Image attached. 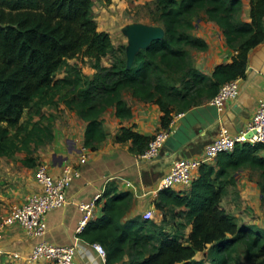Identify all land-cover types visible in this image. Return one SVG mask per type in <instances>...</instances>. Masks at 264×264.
<instances>
[{"label":"trees","instance_id":"trees-1","mask_svg":"<svg viewBox=\"0 0 264 264\" xmlns=\"http://www.w3.org/2000/svg\"><path fill=\"white\" fill-rule=\"evenodd\" d=\"M156 2L155 20L166 37L142 50L128 69L126 46L117 48L111 35L98 29L93 0H0V159L25 152L22 164L36 167L32 154L55 137L54 117L44 124L41 108L59 100L88 122L85 144L93 147L109 134L100 119L109 107L115 106L120 118L131 117L125 91L157 104L167 129L174 115L209 101L226 82L246 76L250 52L264 42V0H251L250 21L243 19L242 0ZM202 13L218 24L236 52L210 76L195 67L192 56L194 50L208 49V43L193 33ZM109 55L114 57L112 64L102 66ZM80 56L93 59L100 69L91 82L83 81L79 70L57 77L66 66L73 70L69 60ZM33 109L40 119L22 121ZM153 137L122 128L116 140L131 141L132 151L140 155ZM263 148L264 144H239L218 157L217 167L202 164L186 192L160 191L157 209L166 213L167 207L185 208L181 228L192 227L188 237L148 219L124 222L130 194L117 191L108 199L104 215L88 222L81 235L105 247L107 264H206L207 259L209 264H235L240 245L249 255L264 257V229L240 224L222 206L241 169L258 172L264 201V157L259 154ZM198 252L206 253V259L197 260Z\"/></svg>","mask_w":264,"mask_h":264},{"label":"crops","instance_id":"crops-1","mask_svg":"<svg viewBox=\"0 0 264 264\" xmlns=\"http://www.w3.org/2000/svg\"><path fill=\"white\" fill-rule=\"evenodd\" d=\"M242 1L246 21H250L251 0ZM193 33L208 43L207 50L192 51L193 62L198 70L210 76L218 65L232 61L236 52L228 46L223 30L216 22L208 18L199 19ZM240 84V95L235 100L228 101L222 112L206 101L174 115V123L170 126L171 134L161 153L153 159L141 158L132 151L131 141L119 142L116 136L122 128L153 136L163 129V112L157 104L147 103L133 96H124L131 108V117L120 118L117 116L116 107H109L100 118L109 134L95 146H86L88 122L75 113L67 117L63 127L60 124L56 126L50 147L51 153L39 158L36 155V167L28 168L19 162L21 168L10 158L1 160L0 199L4 207L0 209L2 218L7 217L14 207L22 205L29 195L41 190L35 177L40 164H46L55 176H61L67 167L77 171L78 176L73 177L71 185L67 188L69 203L49 212L48 228L42 237L27 236L19 224L4 226L0 238V264H55L45 260H28L34 244L42 241L75 245L78 264H107L106 259L102 258L94 247L95 243L85 239L81 235L82 232L77 231L85 215L78 203L91 202L99 193L102 197L96 202V217L93 220L104 215L108 199L117 191L130 194V205L124 222L132 219L145 220L146 215L151 214L148 220L161 224L165 212L157 209L155 203L160 196V181L169 173L173 162L180 159L204 160L206 146L217 138L222 127L238 135L247 128L256 113L260 100L264 98V42L250 52L246 76L241 79ZM84 148L86 151H83ZM259 154L264 157V148ZM83 155L86 156L85 162L82 161ZM217 160L218 158L207 164L217 167ZM252 172L250 169L238 171L235 174V185L228 186V194L223 198L222 206L234 216L236 215L225 207L224 199H232V196L238 194L244 201L263 199L258 184L259 177L256 172ZM199 175L200 169L196 179ZM252 175H255L254 182L250 180ZM190 188L176 186L172 190L175 193H184ZM110 190L112 193L108 195ZM173 208L167 207L166 210ZM178 208L185 210L184 207ZM3 210H9L8 214L4 215ZM191 228L189 226L187 229V237ZM199 253L201 252L197 255ZM125 259L127 261L128 257Z\"/></svg>","mask_w":264,"mask_h":264},{"label":"built area","instance_id":"built-area-1","mask_svg":"<svg viewBox=\"0 0 264 264\" xmlns=\"http://www.w3.org/2000/svg\"><path fill=\"white\" fill-rule=\"evenodd\" d=\"M241 79H234L221 86L218 94L209 100V104L222 112L226 103L235 100L240 95ZM174 120L167 129H161L154 134L141 158L153 159L157 157L168 137ZM251 134L250 136H248ZM250 143L251 145L264 144V98L260 100L256 113L248 124L247 128L238 135L232 134L227 128L222 127L217 138L205 148V159H180L173 162L172 168L160 181L159 191L174 188L176 186L191 187L201 165L217 159L221 154L232 153L239 144ZM83 151H86L84 148ZM83 155L82 161L85 162ZM74 176L78 172L67 167L61 176H55L50 172L46 164H40L35 172L36 181L41 186L39 192L29 195L25 202L14 207L11 213L0 221V238L4 226L19 224L31 238L42 237L48 228V214L55 208L62 207L69 203L67 188L71 185ZM102 197L99 193L91 202H79L78 207L85 213L80 221L77 231L80 233L87 226L88 222L96 217V202ZM151 214L146 215L147 219ZM94 247L106 259L107 253L101 243H95ZM75 245L54 244L47 241L34 244L28 260L30 262L49 261L55 264H78L76 260Z\"/></svg>","mask_w":264,"mask_h":264},{"label":"rangeland","instance_id":"rangeland-1","mask_svg":"<svg viewBox=\"0 0 264 264\" xmlns=\"http://www.w3.org/2000/svg\"><path fill=\"white\" fill-rule=\"evenodd\" d=\"M94 2V11L93 15L95 21L97 22L98 29L107 31L113 40L114 45L117 48L123 47L127 45V38L122 33V27L131 22H143L151 25H159L156 20L157 14V2L156 0H93ZM243 19L246 21V17L243 11ZM200 19H207V16L202 13ZM197 22V21H196ZM194 31V30H193ZM198 31V30H197ZM114 60L112 55L104 57L102 59V66L109 67ZM69 64L73 68L70 70L69 67H64L59 73L58 78H64L67 75H73L75 70H79L82 74L83 81L91 82L96 74L100 73V69L95 68V61L91 58L80 56L79 58L69 60ZM179 77L176 76L175 81L178 82L179 85ZM68 90L65 89L60 95L64 94ZM59 95V96H60ZM73 95H71L72 97ZM124 96L130 98L132 96L130 91H125ZM58 98V97H57ZM42 114L45 115L43 122L46 124L48 122L47 117L53 116V125L54 132L56 130V126L60 124L63 127L65 125V120L67 117L75 115L76 111L70 109L66 106L65 102L59 100L57 104L46 105L41 108ZM77 114V113H76ZM32 116V120L37 121L40 119L41 115L35 113V109L31 111V113L25 112L22 121L29 120ZM58 130V129H57ZM52 143H49L41 148L37 149L32 156L39 158V156H43L44 154L50 152V147ZM26 156L25 152H18L13 158L16 166H20L19 162L24 159ZM6 160L5 158L0 159ZM22 168V167H21ZM18 170V169H17ZM253 174L255 172H252ZM256 176H258V172H256ZM255 175H252L250 180L252 182L255 181ZM236 190V189H234ZM238 190V188H237ZM225 207L230 209L231 213L235 214L239 223H245L246 225H257L260 228L264 229V201L263 199L259 200H248L244 201L240 198V195L232 196V199H224ZM3 202L0 199V209H4L1 205ZM9 210L2 211L5 212L4 215L8 214ZM183 209H179L178 207H174L171 210H166L165 222H162L167 231L171 233H185L189 228H181V224L185 223V219L182 217ZM2 216H0V221L2 220ZM206 253H199L196 257L197 260L206 259ZM264 257L251 256L246 251L244 245H240L238 247V251L236 253V262L235 264H261ZM206 264H209V260H205Z\"/></svg>","mask_w":264,"mask_h":264},{"label":"water","instance_id":"water-1","mask_svg":"<svg viewBox=\"0 0 264 264\" xmlns=\"http://www.w3.org/2000/svg\"><path fill=\"white\" fill-rule=\"evenodd\" d=\"M122 33L127 38L126 63L131 69L137 55L150 47L155 41L166 37V30L162 25H151L143 22H131L122 27ZM249 134L248 136H250Z\"/></svg>","mask_w":264,"mask_h":264}]
</instances>
